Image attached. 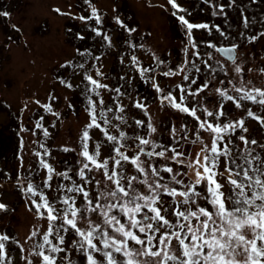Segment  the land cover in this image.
<instances>
[{"label": "snow or ice", "instance_id": "obj_1", "mask_svg": "<svg viewBox=\"0 0 264 264\" xmlns=\"http://www.w3.org/2000/svg\"><path fill=\"white\" fill-rule=\"evenodd\" d=\"M201 2L217 19H194L184 0L149 4L175 19L177 56L154 48L118 3L109 12L83 0L87 14L52 6L80 22L65 29L79 43L45 99L32 97L43 114L29 126L24 103L15 115L0 219L16 197L30 221L22 237L0 230V264H264V55L253 50L264 9L249 11L264 0ZM61 108L77 128L55 143Z\"/></svg>", "mask_w": 264, "mask_h": 264}, {"label": "rangeland", "instance_id": "obj_2", "mask_svg": "<svg viewBox=\"0 0 264 264\" xmlns=\"http://www.w3.org/2000/svg\"><path fill=\"white\" fill-rule=\"evenodd\" d=\"M97 4L110 12L113 3L119 4L120 14L126 19H131L142 33H151L148 41L152 46L161 51L171 50L174 56L179 53V42L182 34L178 30L175 19L167 12L149 4L157 0H96ZM191 5L194 19H217L211 17L210 11H201L207 6L201 0H184ZM247 3V0H245ZM53 5L71 11L87 14V6L83 0H0V9H7L12 13L8 20L0 17V111H7L8 118L0 122V169H14L16 166L17 140L14 133L16 127L15 115L24 103H29L25 111V122L31 126V119L41 115L42 110L34 103L32 97L45 99L47 92L53 86V73L57 70L58 63L69 56L74 44L71 36L65 31L66 27L73 26V31L80 28L79 21H72L68 17H61L51 11ZM264 5H258L249 11L257 19ZM233 23H239L238 12L232 11ZM20 26L22 32L12 29L11 24ZM256 30V29H253ZM115 31H119L116 29ZM11 38V39H9ZM27 40V45L24 41ZM264 40L253 45L257 58L264 55ZM264 63V61H261ZM118 70V66H117ZM61 97L70 95L62 87L57 88ZM73 99H76L73 97ZM11 105L5 107L4 102ZM61 105L63 100L61 99ZM65 112L64 123L56 131L55 143L69 141L75 134L77 121L69 110ZM50 121L52 117L48 116ZM161 120L166 117L161 114ZM29 139L26 134V142ZM34 139V138H33ZM195 148V145H193ZM70 157L62 154V160ZM32 161L25 153V163ZM12 206L16 209L9 217L0 219V230L7 229L13 234L23 236L29 227L30 216L23 206V202L16 197H11Z\"/></svg>", "mask_w": 264, "mask_h": 264}]
</instances>
